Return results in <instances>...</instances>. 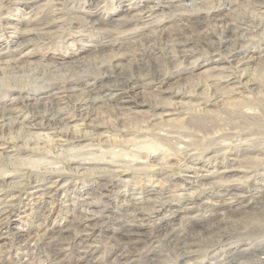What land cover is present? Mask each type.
I'll list each match as a JSON object with an SVG mask.
<instances>
[{"label":"rangeland","instance_id":"1","mask_svg":"<svg viewBox=\"0 0 264 264\" xmlns=\"http://www.w3.org/2000/svg\"><path fill=\"white\" fill-rule=\"evenodd\" d=\"M10 1L0 0V62L10 64L0 65V109L5 108L11 111L7 119L0 116V128L17 122L37 126L34 133L42 138L38 148L52 150L51 157H58L57 149L51 147V144L56 143L61 146L60 150H63L64 155L62 158L53 159L64 168V171L61 177L54 175L53 188L48 187L49 179L47 175L45 176L44 170L41 167L37 169L29 163L32 158L28 156V153L36 154L34 147L24 145L23 138L17 136L18 133L14 132L9 137L8 134L4 135L0 131V216L8 217V233L0 236V264H115L114 256L117 249L114 240L120 237L123 229L121 227L123 223L120 224V214L129 215L132 222H127L129 226L126 228H131L138 222L137 220L133 223L132 220L137 213L135 211L142 212L143 215L147 214L144 211L149 207L148 202H161L163 196H170L172 203L176 204L179 199L185 200L188 195L192 196L193 202H197L207 197L214 198V195L220 191L232 193L233 183L231 182H223L226 186L222 188L210 185L211 181L218 182L225 175L231 176L230 181L236 182L235 184L241 187V192L246 193L243 195L244 198L257 197L252 191L254 187L264 188L261 180L254 175V171L258 169V166L254 167L257 162L253 163L254 161L247 159L240 164L238 161L243 156H247V151L244 150L248 147L245 143L240 144L239 140L257 137L258 139L263 137V139L260 146L256 148V153L250 156L257 155L256 157L264 159V126L262 124L264 102L257 100L256 86L257 83H263V79L260 78L257 63L253 62L240 68L231 57L232 53H240V57L244 53L257 57V54L264 52V0H228L226 4L231 10L226 13L227 18L223 19H227L231 25V32L229 31L231 36H228L226 28L223 27V29L219 22H217L219 26L204 22L194 26L195 28L188 24L182 31L177 32V28L182 27L180 23H176L178 26H175V23L168 19V15L158 9L159 7L146 10L137 8L143 0L92 1L93 12L104 19V23L109 19H126L127 15H131L136 18V22L141 23L140 28L144 26L143 31L133 29L122 36L123 40L127 41L122 43V51L117 48L111 50L98 46L97 43L101 39H109L108 35L105 36L107 39L95 35L89 27L78 22L68 12L67 6L70 2L75 3V0L33 1L38 7L41 6L39 18L48 15V18L52 20L53 28L46 32L52 31V38L44 34L39 35V32L30 28L22 36L15 29L8 27L4 19L7 15L4 13L18 10L17 6L10 4ZM12 1L15 3L27 0ZM167 1L175 2V0ZM204 2L203 10L219 3L216 0ZM124 7L130 8L133 13L127 14L122 11ZM22 29L27 30L24 27ZM157 30L162 31V34L154 32ZM148 31L151 33L149 34ZM107 32L108 29L103 31L105 34ZM206 32H209L208 36H205ZM175 35H179L182 42L186 44L179 47L174 40L171 41ZM111 45L117 47L119 43H111ZM180 52L186 53V58L180 59L178 57ZM42 56L45 58L43 59ZM17 60L18 64L14 66ZM156 61L160 65L163 82L157 80L155 75L157 71L155 67H158ZM116 63L123 64L122 66L128 72L134 68L140 70V75L136 74L135 77L141 76L140 79L144 80L143 83L146 85L135 94L130 90L118 88L119 79L114 80L112 74ZM215 66L222 67L223 72H226L225 75L235 78L237 81L235 92L222 89L224 83L220 84L217 91L216 88L213 91L209 90L208 86L212 82L208 78L209 74L203 73ZM5 67L9 69L2 70ZM100 85L104 87L103 93L91 99V102L95 103V114L90 119L80 120L79 98L86 90ZM178 91L183 95L177 96ZM225 92L231 93L227 96ZM188 93L191 97H187ZM225 94L226 96L217 97ZM54 98L59 101V111L68 117L67 129H59L45 119L48 114L43 104ZM83 99H86L85 102L90 101L84 96ZM234 99L246 101L245 103L249 102V104H245L247 107L245 108L244 105H236ZM122 100H124L123 103H132L134 106L131 109L115 112L110 104L120 106ZM168 102H174V106L166 105ZM156 105L163 112L172 110L174 119L183 122L182 124L171 123L170 127H166L163 118L153 119L162 127L170 128L173 133L170 139L167 138L168 141L157 140L166 152L158 159L146 147L145 149L140 146L135 147L133 143V138L136 136L140 137L141 141L166 138L156 135L159 128H156L154 133L155 130L148 123L149 117L155 112ZM256 110L257 114H261L258 115L256 122L241 117L242 111L255 112ZM188 119L194 122L189 126H182ZM143 130L147 131L142 132ZM183 130L186 131L183 132ZM244 130L249 132L245 133ZM83 133L95 136L73 138ZM247 133H249L248 137ZM100 134L114 140L117 147L110 148L102 145L98 138ZM238 134H241V137ZM178 136L183 139L190 137L191 141L188 144L192 151L181 150L186 143ZM220 136L223 138H218ZM45 138L48 141H45ZM215 138L218 139L215 140ZM219 147L221 150L224 147L223 151L215 153L214 151L219 150ZM114 149L115 151L122 149L131 154L133 151V156L140 157L142 167L134 172L126 170L123 164H118V167L112 170L94 169L95 165H88L78 170L74 164L75 159L66 156L73 154L75 157V154L79 153V159L81 157L88 159L92 157L88 155L91 152L98 154L100 150L109 153ZM19 151L22 153L26 151L25 157L8 161L16 157ZM107 157L112 158L113 155L109 153ZM234 167L239 168L238 173L232 172ZM9 174H14L13 178L6 176ZM196 177L202 180L201 184L194 183L197 181ZM169 181L168 191L171 193L158 192L153 198H148L152 188L159 190ZM37 183L45 187L48 194L41 195L35 189L38 186ZM99 184H108L106 196L101 197L100 192H97ZM131 187L138 189L133 196ZM221 197L225 199L228 196L221 195ZM85 200L95 203L100 209H91L95 213L86 211L83 206ZM127 200L129 204V200L134 201V206L132 203L128 205ZM165 203H168L162 204L166 208L165 213L159 216L151 215L148 220L145 222L140 220L137 225H142V230L147 233L156 225L162 226L168 219L171 221L176 219L175 225L178 226L181 222L177 220L173 211L169 210L171 202ZM79 216L85 218L79 225V229L74 228L73 224L70 228L68 221ZM202 216V212H196V217ZM251 220L256 223L255 225H262L258 219L251 218ZM55 230H66L65 238L78 237V239L70 243L66 241L63 246L65 248L53 257L33 250L18 251L20 246L9 244L12 238H18L17 232L22 233L20 234L22 238H27V234L31 238H49V235L53 234L51 232ZM165 239L157 238L152 243L140 245L141 247L135 251L138 252L130 255L131 263H129L175 264L177 259L171 253L176 246L165 243ZM212 240L213 238H197L196 246L191 251L190 263L211 264L216 259L225 263L222 256L226 253V249L210 257L215 258V261L205 259L206 254L212 252ZM257 245L264 249V238H252L233 244L234 248L238 247V250H246L244 260L232 264H264V255L258 257L252 255ZM156 255L167 256L171 260L168 259L167 262L161 258L156 260L154 257ZM137 258L141 261L136 262ZM152 259L155 261L149 262Z\"/></svg>","mask_w":264,"mask_h":264},{"label":"bare ground","instance_id":"2","mask_svg":"<svg viewBox=\"0 0 264 264\" xmlns=\"http://www.w3.org/2000/svg\"><path fill=\"white\" fill-rule=\"evenodd\" d=\"M33 1L34 0H27L25 2L16 1L14 3V1L11 0L10 4L17 6L18 10L13 11L14 13L13 12L4 13L7 15L4 17L6 25L8 27L15 29V31H18L19 35L22 34V36H24V33L28 32V29L30 28V30L39 32L40 33L39 35L44 34L45 36L52 38V36H51L52 31H49V33H46L48 30L53 28V27H51L52 20L48 18V15H46L40 19L39 18V15H40L39 8L41 6L38 7L36 5L37 3H33ZM92 1H95V0H85V1L75 0V3L70 2L67 7H68V12H70V14H72L75 17V19H77L78 22L84 23L86 27H89L90 30L95 35H100L102 38L103 37L105 38V36L108 35L107 38H109V39L108 40L101 39L97 43L98 46H103L105 48L107 47L108 49H111V50H114L115 48H117V50H119V49L121 50L122 43L124 41H126V40H123L122 36L126 32H128V31L130 32L133 29L137 30V31H143L144 30V26H142L140 28L139 25L141 23L136 22V18H134V16H131V15H127L126 19L125 18L124 19L123 18H120V19L116 18L113 20L109 19L108 21L106 20V23H104L105 20L101 19L100 17H98V15H96L93 12L92 6H91ZM120 1H122V0H120ZM204 1L203 0H175V2H174V1H167V0H143L139 5H137V8H141L143 10H146V9L151 8V7H152V9H157V7H159L158 9L162 10V12H165V14L168 15V19L173 24L175 23L174 24L175 26H178V24H176V23H180V25L182 27L180 28L181 30L177 28V32L182 31V29L184 27L188 26V24L194 27V26H198L199 24L204 23V22L208 23V24H214L215 23L216 25H218L217 22H219V25L222 28L223 27L226 28V31L228 32V36H229L230 35L229 33L231 32V25H230V23H228L227 19H223V18H227V17H225L226 13L231 10V8H228V4H226V3H228V0H227V2L225 0H216L219 3L213 7L206 9V10L202 9V5L205 4ZM153 2H155L157 4H154ZM18 4H21V5H18ZM206 5H207V3H206ZM163 6H164V8H162ZM207 6H209V5H207ZM230 7H231V5H230ZM122 11L126 12L127 14L133 13L132 12L133 10H131L128 7H124V10H122ZM12 18H16V19L13 21V20H11ZM23 27L27 28V30L22 29ZM105 29H108V32L106 34L103 33V31ZM154 32L158 33L159 31L157 30ZM160 32H159V34H162V31H160ZM148 33L150 34L151 31H148ZM118 35H119V37H118ZM208 35H209V32H206L205 36H208ZM107 38H105V39H107ZM172 40H174L175 44L178 45L179 47L183 46V44H186V43L182 42L181 38H179V35H175L174 37H172L171 41ZM110 42L111 43H119V45L116 47L115 45H111ZM165 44H167V43H165ZM123 48H125V47H123ZM239 55H240V53L239 54L238 53H232L231 57L237 63V66H239L240 68L245 67V66L249 65L250 63L253 64V62H255V64L257 63V70H260V78L263 79V83H259V84L255 83L257 86V89H258L257 100L264 102V52L257 54V57L253 56L252 54L250 55L248 53H246V54L244 53V55L242 57H240ZM178 57L180 59H184V58H186V53L180 52L178 54ZM42 58L44 59L45 56H42ZM18 62L19 61L17 60L16 64L14 63L15 64L14 66H16L18 64ZM156 64L158 67L154 66L155 69L157 70L155 75L157 77V80H161L163 82V75L161 74V71L159 70L160 65H159V63H157V61H156ZM0 65L8 66L10 64H8L4 61H1ZM122 65L123 64H121V63H116L115 64V71L113 70V73H112L114 75L113 76L114 80L119 79V84L117 85V87L120 89L130 90L133 94H135L136 91L138 92V90L141 89L142 87H144L146 85V83H143L144 80L140 79L141 76L135 77L136 74H137V76L140 75V70H135V68L132 69L133 68L132 67L131 68L132 71L128 72L127 69L124 68ZM5 69L8 70L9 67H5L2 70H5ZM223 70L224 69H222V67L215 66L214 68H212L206 72L204 71L205 73H203V74L205 75L208 73L209 74L208 78H209L210 82H212V84H210V86H208L209 90L213 91V89L216 88V91H217V90H219L217 88L220 87V84L222 85V83H224L225 85L223 87H221L222 89H225V90L228 89V90H231L232 92L233 91L235 92L236 88H237L236 87L237 81L235 80V78H231V76L225 75L226 72H223ZM210 73H212V74H210ZM103 88L104 87L102 85H100V86H97L96 88H91L89 90H86L84 92V94L81 95V97H80L81 99L79 98L80 111L78 114V117L80 118V120L84 121L88 118L90 119L95 114V112H96L95 111L96 110L95 109V103L91 102V99H92V97L98 96L100 93H103L102 92ZM118 88H117V90H119ZM225 93L228 96V95H230L231 92H225ZM226 94L225 95H218L217 97L220 98L222 96H226ZM176 95L182 96L183 93L178 91V92H176ZM214 95H216V94H214ZM83 96L87 99L89 98L90 101L85 102L84 100H86V99H83ZM187 97H191V94L188 93ZM123 102H124V100L121 101L122 104L120 106L119 105L113 106L111 104H110V106L115 112L125 110V109H131L134 106L132 103L125 104ZM235 102H236V105H239V106L244 105V107H245V104L246 105L249 104V102L245 103L246 101L241 102V101L235 100L234 103ZM107 103H108V101H107ZM58 105H59V101H57L55 98L48 100L47 102H44L43 108H45L46 113L49 115V116L46 115L45 119L48 123H53V125H55L59 129H67L66 123L68 121V117L64 113H61L59 111ZM166 105H169L170 107L174 106V102H168ZM158 108H160V107H157V105H156L155 106V112L149 117L150 121L148 123L152 127V129L155 130L154 133H156V128H159L157 130L158 132L156 133V135H161V136L166 137V138L150 139L147 141H141L140 137H138V136L133 138V143H134L135 147L140 146L143 149H145V147H146V149L148 151H151L152 155L157 159L161 155H164V153H166V152H164L165 150H163L162 144L160 142H158L157 140L168 141L167 138L170 139V135L173 133H171L172 130L170 128L162 127L161 125L155 123L153 121V119L155 117L163 118L164 119L163 123H164V126H166V127L167 126L170 127L169 124H171V123H173V124L174 123H176V124H182L183 123V122H179V121L174 119V114L172 113V110H170L169 112H163L161 109H158ZM245 108H247V107H245ZM238 109L241 110L242 108L241 109L238 108ZM247 110H249V109H247ZM10 113H11V111H9V109H5V108L0 109V116L2 118L7 119V117H10ZM237 113H239V112H237ZM257 113L258 112L256 110L255 112L254 111H244V112L242 111V113H240V114H241V117L247 119L248 121L253 120L256 122V121H258L257 120L258 115L259 116L261 115V114H257ZM185 121L186 122L182 126H189V124L194 122L193 120H190V119L185 120ZM253 121H251V122H253ZM251 122H249V123L252 124ZM261 122H262V120H261ZM263 122H262V124L264 126ZM257 124H261V123H257ZM198 127L202 128L203 126H198ZM239 127H241V126H239ZM36 129H37V126H34L33 124H23V123L17 122V123L7 124L6 126L5 125L1 126L0 131L4 135L8 134L9 137H10V135L14 134V132L18 133L17 136H21V138H23L22 141L24 142V145H26V146L31 145L32 147H34L36 154H29L28 153V156L30 155V157L32 158L31 161H29V163L32 164L33 166L37 167V169L39 167H41L44 170L43 172H44L45 176L47 175V177L49 179L48 180L49 181L48 187L53 188L54 182H52V181H53V179H55L54 175L61 177V175L63 174V171H64V168L62 166H60L58 164V162H56L53 158H55V159L62 158V156L64 155L63 154L64 152H63V150H60L61 146H59L56 143H52L51 147H55V149H57L56 153L58 154V157H51V155L53 154L52 150H47L45 148L44 149L38 148V145L42 141L41 140L42 138L39 136H36V133H34V131ZM257 129H258V126H257ZM263 130H264V128H263ZM145 131H147V130H143L142 132H145ZM185 131L183 130V132H185ZM246 131H245V133H246ZM247 132H249V131H247ZM260 132H261V128H260ZM254 133H255V131H254ZM258 133H259V131H258ZM248 134L249 133H247V137H248ZM80 135L81 136H79V134H77L78 137L73 136V138L77 139L80 137L87 138V137L95 136L94 134H86V133H83ZM238 135H236L237 138H238ZM67 136H69V135H67ZM178 137L180 139L181 136H178ZM221 137L222 136H220L218 138H221ZM223 137H224V135H223ZM98 138H100L102 145H106L107 147H110V148L111 147H117L115 144L116 142L112 139H107L106 136H103L100 134ZM218 138H215V140ZM186 139H189V140H186ZM226 139H225V141H226ZM262 139H263V137L259 138V139L257 137V138H253V139L245 138L243 140L242 139L239 140L240 144L245 143V144H247L248 147H246V149L244 150V151H247V156L246 155L243 156L238 161H240V164H242L247 159L250 161L251 160L254 161L253 163L257 162L258 164L256 163L257 165L255 164L254 167L257 168L256 166H258V169L255 171L253 170L255 172L254 175H256V177L261 180V184H263V186H264V159H260V158L256 157L257 155L254 157L250 156L253 153H256V151H257L256 148L260 146ZM44 140L48 141V139H46V138ZM180 140H183V142L186 143L185 146L183 147L184 149H181V150L190 151L191 148H189V144H188L189 141H191L190 137H186L185 139H183L181 137ZM222 140H224V139H222ZM257 140H259V141H257ZM183 142H179V143L182 144ZM220 146L222 147L221 144H220ZM224 147H226V146H224ZM223 148H222V150L220 148L219 150H216L214 152L218 153L220 151H223ZM179 149H180V147H179ZM115 150L116 149H114L112 152H109L110 154L113 155L112 158L107 157V155L109 154L108 152H104V151H100V150H98L99 151L98 154L92 153V152L89 153L88 155L92 156V157L88 158V159H85L82 157H81V159H79L80 158L79 153L75 154L76 155L75 157H73V154L66 155V156H69V158L75 159L74 164L78 170L82 169L88 165H95L94 169L106 168V169L112 170V169H116L118 167V164H123V167L126 168V170H129V171L132 170L134 172L137 170V168L142 167V163L140 162V157H138L137 155L133 156L134 155L133 151L131 154V153H127L126 151H124L122 149H119L117 151H115ZM38 152H41V153L37 154ZM21 153H22V151H19L18 155H16V157H12L11 159H8V161H13L16 158L18 159L19 157H25L24 154H26L27 152L24 151L22 154ZM126 156H128V158ZM22 162H24V161H22ZM25 162H27V161H25ZM2 171H3V169H2ZM233 171H234V173H238L239 168L235 169V167H234L232 172ZM13 175L14 174H9L6 176L13 178ZM229 178H231V176L225 175L222 178H220L221 179L220 181H218V182L217 181L216 182L211 181V184L210 183L209 184L212 185L213 187L222 188V187L226 186L225 185L226 183H223V182H227V183L231 182V183H233L231 186V188L233 190L232 193L231 192L225 193V192L220 191L218 194L214 195V198L213 197H211V198L207 197L204 199H199V201H197V202H193L194 200H192V198H191L192 196L188 195V196H186L187 198L185 200L179 199L176 202V204L172 203L170 196H168V195H167L168 197L163 196L161 199V202H158V201H152L151 203L148 202L149 207H147V209L144 211V212H147V214L143 215L142 212L135 211L137 213L133 216L135 218L132 219L133 223L137 222V220H138V222L140 220L145 222L146 220H148L150 218L151 215L159 216L162 213H165V210H166V208L162 204H168L165 202H171V204L169 205L171 207H169V206L168 207H169V210H172L174 215H176L177 220L179 222H181L178 226L175 225L176 219L172 220V221L170 219H168L167 221H165V223L162 226L156 225L155 227H153L151 229L150 232L147 233V231L145 232V230H142L143 229L142 225H140V224L137 225L138 222L136 224H134L133 227L126 228L127 226H129L127 222H130L131 219L129 218V215L120 214V216H119L120 217V224H121V222L123 223V224H121V227H123V229L121 230L122 232L120 233V237L115 238V240H114L115 247L117 249V253L114 256L115 257V264H130L131 263L130 262V260H131L130 255L137 253L138 251L137 252H135V251L138 250L139 247H141L140 245L152 243L157 238H166L165 243H172L176 246V249H174L175 251L172 250L173 252L171 253L172 256L177 259L175 264H192V263H190V261H192V259H191L192 258V255H191L192 252L191 251L193 250L194 246H196L197 238H213V240L211 241L212 252L207 253L206 254L207 257H205V259L207 258L210 260H214L215 258L211 259L210 257L213 255H216L217 253H220V252L222 253V249H224V250L226 249V253H223V256H222V257H224L225 263L222 260L216 259V261L214 260L215 262L211 263V264H232L233 262L237 263V262L241 261L245 257L244 252L246 249L245 250H241V249L238 250V247L234 248L233 244L238 243V242L243 241V240H250L252 238H264V195H263L264 188L259 186V187H254V189L252 190L254 192V196L255 195L257 196V197H255L257 199H255L253 196H251L250 198H244L243 195H246V193L241 192L242 191L241 187L236 185L237 184L236 182L230 181ZM196 179H197V181L194 183L195 184H201L200 182L202 180L198 177H196ZM223 179H224V181H223ZM227 180H229V181H227ZM57 181H59V180H57ZM55 183H57V182H55ZM168 183L170 184V181L166 182L165 187H163L159 190L152 188L149 191L148 198H153L154 195L158 192L161 194L171 193L170 191H168ZM37 184H38V186L35 189L37 191H39L41 195L48 194V192H47L48 190L45 187L41 186L39 183H37ZM108 187H109L108 184L97 185V189H98L97 192H100L101 197L106 196V194L108 192L107 191ZM130 191L132 192L131 195L133 196L134 193L136 191H138V189H137V187H131ZM119 194H121V193H119ZM221 195L222 196L223 195L228 196L229 198L227 197L224 199L223 197H221ZM129 201H130V204L132 203V205L134 206L133 203H135V202L134 201L131 202V200H129ZM127 202H128V200H127ZM127 204L130 205L129 202ZM83 206L85 207L86 211H92L91 209L95 210V208H99L97 205H95V203H92V202L87 201V200L84 201ZM192 206H194V207H192ZM196 212H199V213L202 212L203 216L201 218L196 217ZM93 213H95V212H93ZM251 218L258 219L260 221V223H262V225H255L256 223H253ZM7 219H8V217H6V216H3V215L0 216V236H4L5 234L8 233V221H7ZM84 219L85 218H80V216L78 218L74 217L71 221H68V223H69L68 225L71 228V226L73 224L74 228H78L79 225H81L83 223ZM177 227L181 228V229L177 230L176 229ZM37 231H35V233ZM51 233H53V234H50L49 238H45V237L44 238H39V237L38 238H31L28 234H27V236H28L27 238H22V236L20 235L22 233L17 232L16 236H18V238H12L10 240L11 243H9V244L20 246V248L18 247V251L24 252L25 250L26 251L27 250H33V251H37V252H42L43 254H48L49 256L53 257V256L58 255V253H60V251H62L65 248L63 246H64V243L66 241L70 243L71 241H75L76 239H78V237L77 238H68V237L65 238L64 235H66V233H67L66 230H55L54 232H51ZM30 234H32V233H30ZM236 238L239 239V241ZM155 243H157V242H155ZM165 243H163V244H165ZM169 246H170V244H169ZM9 247H11V246H9ZM166 247H167V245H166ZM261 247L262 246L257 245V247H255V250L252 252V255L255 257H258L260 255H264V249ZM249 256H251V255H249ZM154 257H156V260H157V258H161L164 261L166 260L165 262H167L168 259L171 260V258H168L167 256L161 257V256L156 255ZM135 261L140 262L141 260H139L137 258V260L135 259ZM151 261H155V259L149 260V262H151ZM168 263H169V261H168Z\"/></svg>","mask_w":264,"mask_h":264}]
</instances>
